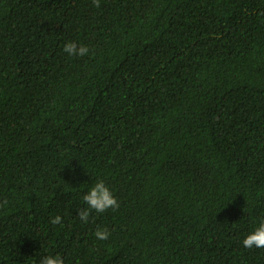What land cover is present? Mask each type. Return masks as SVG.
Wrapping results in <instances>:
<instances>
[{
  "label": "trees",
  "instance_id": "obj_1",
  "mask_svg": "<svg viewBox=\"0 0 264 264\" xmlns=\"http://www.w3.org/2000/svg\"><path fill=\"white\" fill-rule=\"evenodd\" d=\"M262 221L264 0H0V264H264Z\"/></svg>",
  "mask_w": 264,
  "mask_h": 264
},
{
  "label": "clouds",
  "instance_id": "obj_2",
  "mask_svg": "<svg viewBox=\"0 0 264 264\" xmlns=\"http://www.w3.org/2000/svg\"><path fill=\"white\" fill-rule=\"evenodd\" d=\"M95 7H100V0H93ZM64 51L69 56L83 57L89 54V48L86 45H78L74 41H70L65 44ZM83 201L86 207L79 209V218L87 223L92 211L97 213L106 212L108 209L117 210L120 207L117 197L114 195L111 188L105 183L104 180H98L90 191L83 196ZM8 202L5 200L4 204ZM62 217L57 215L51 220L53 225L60 224ZM111 233L107 228H97L95 236L98 240H107ZM243 246L251 249L264 248V221L252 232H250L243 240ZM40 264H65L64 258L60 254L46 255L44 256Z\"/></svg>",
  "mask_w": 264,
  "mask_h": 264
}]
</instances>
